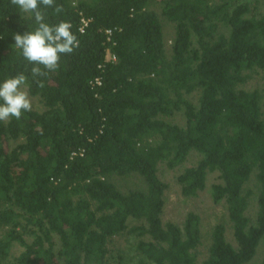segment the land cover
<instances>
[{
    "label": "trees",
    "instance_id": "obj_1",
    "mask_svg": "<svg viewBox=\"0 0 264 264\" xmlns=\"http://www.w3.org/2000/svg\"><path fill=\"white\" fill-rule=\"evenodd\" d=\"M55 4L46 22H69L79 47L41 88L13 47L35 22L0 0V82L24 72L39 103L0 122V264H123L119 238L137 264H264L261 3ZM165 170L189 199L217 176L209 192L230 228L206 236L196 213L165 222ZM129 178L142 187L116 182Z\"/></svg>",
    "mask_w": 264,
    "mask_h": 264
},
{
    "label": "clouds",
    "instance_id": "obj_2",
    "mask_svg": "<svg viewBox=\"0 0 264 264\" xmlns=\"http://www.w3.org/2000/svg\"><path fill=\"white\" fill-rule=\"evenodd\" d=\"M10 3L35 22L32 31L14 35L13 47L19 50L26 65L31 66L33 81L43 88L41 78L59 69L61 56L72 54L79 47L78 38L72 33L69 22L51 25L46 22L45 9L53 8L56 14L63 11V6L56 5L55 0H10ZM28 87V76L24 72L0 82V122L19 120L23 113L32 110Z\"/></svg>",
    "mask_w": 264,
    "mask_h": 264
},
{
    "label": "rangeland",
    "instance_id": "obj_3",
    "mask_svg": "<svg viewBox=\"0 0 264 264\" xmlns=\"http://www.w3.org/2000/svg\"><path fill=\"white\" fill-rule=\"evenodd\" d=\"M257 1L261 3V9L264 11V0ZM165 31L167 35L166 39L169 41L174 34L173 28L169 26L165 28ZM253 85L254 87L260 88L262 91L264 90V82H262L261 79H257V81ZM31 101L33 108H39L38 101L34 99H31ZM177 175V173L169 172L167 170H165V172H163L162 174V179L170 187L167 195V205L165 209L164 221L182 225L189 213H196L202 219L203 232L206 236H209V232L211 231V229L218 224H223L226 227L230 228V222L226 209L222 205H215L210 196L209 188L212 183L216 182L215 180L217 179V176H213L210 178L208 184L209 188L205 193L201 194L198 198L189 199L182 196L181 189L176 183ZM116 182L124 190L127 188L142 187V184L139 182V180L134 178L124 180L117 179ZM130 242L131 241H129V239L127 238H119L115 242L114 248L116 249V254L118 256H123V264H137L136 261L133 262L135 258L133 251L131 250ZM263 255L264 250L262 251V254H260L259 259L263 257Z\"/></svg>",
    "mask_w": 264,
    "mask_h": 264
},
{
    "label": "built area",
    "instance_id": "obj_4",
    "mask_svg": "<svg viewBox=\"0 0 264 264\" xmlns=\"http://www.w3.org/2000/svg\"><path fill=\"white\" fill-rule=\"evenodd\" d=\"M89 23L90 21H83V26L81 28V32L84 33L85 32V29L89 26ZM109 35H111V32H108ZM111 60H115V58H113L112 56H108V61H111Z\"/></svg>",
    "mask_w": 264,
    "mask_h": 264
}]
</instances>
